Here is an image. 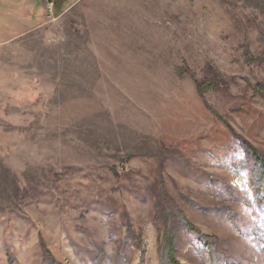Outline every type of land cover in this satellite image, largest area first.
<instances>
[{"label": "rangeland", "instance_id": "374dc122", "mask_svg": "<svg viewBox=\"0 0 264 264\" xmlns=\"http://www.w3.org/2000/svg\"><path fill=\"white\" fill-rule=\"evenodd\" d=\"M255 155L264 0H0V264H264Z\"/></svg>", "mask_w": 264, "mask_h": 264}, {"label": "trees", "instance_id": "16d2710c", "mask_svg": "<svg viewBox=\"0 0 264 264\" xmlns=\"http://www.w3.org/2000/svg\"><path fill=\"white\" fill-rule=\"evenodd\" d=\"M246 147L248 148V146ZM256 161H257L256 168L254 170V172H256V178L254 179V181H255V188L257 190V193L260 195V197L258 198V202L259 204H262L264 203V158L256 156ZM161 254L163 257L162 264H179L178 262L175 261L171 251L169 252L168 256L167 254L165 255V252L163 250H161Z\"/></svg>", "mask_w": 264, "mask_h": 264}, {"label": "built area", "instance_id": "2783aa9c", "mask_svg": "<svg viewBox=\"0 0 264 264\" xmlns=\"http://www.w3.org/2000/svg\"><path fill=\"white\" fill-rule=\"evenodd\" d=\"M50 7H51L50 9H51V10H53V3H52V4H50Z\"/></svg>", "mask_w": 264, "mask_h": 264}]
</instances>
